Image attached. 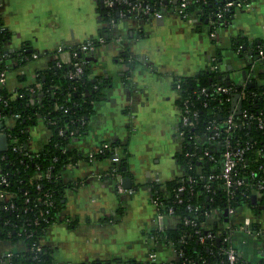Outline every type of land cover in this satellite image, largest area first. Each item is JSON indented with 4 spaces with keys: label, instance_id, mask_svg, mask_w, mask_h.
Listing matches in <instances>:
<instances>
[{
    "label": "crops",
    "instance_id": "obj_1",
    "mask_svg": "<svg viewBox=\"0 0 264 264\" xmlns=\"http://www.w3.org/2000/svg\"><path fill=\"white\" fill-rule=\"evenodd\" d=\"M258 1L252 0L248 8H235L230 23L218 26L210 18L201 24L195 15L182 19L175 10L177 0H165L157 10L159 17H121L109 39L99 44V30L108 27L101 16V0H0V32L8 37L0 47L3 87L12 97L17 89L41 87L37 75L52 64L48 54L57 46L97 42L83 60L89 78L104 82V89L86 131L72 138L68 149L85 156L102 142H117L119 159L123 148L127 151L124 168L131 193H118L114 178L96 177L113 165L108 157L81 160L61 170L64 181L77 184L64 189L61 220L50 225L42 240L55 262L122 264L114 262L118 259L173 264L172 246L157 241L153 233L175 226L177 217L159 213L150 184L164 183L182 172L176 157L180 111L174 77L207 69L220 49L219 70L234 82L253 83L250 72L259 76L264 65L254 63L247 69L252 54L246 51L237 56L230 49V37L240 34L249 42L264 41V11ZM20 52L39 57L21 63ZM125 57L135 63H127ZM13 123L11 118L5 120L6 126ZM26 129L29 151H40L50 135L44 122L38 119ZM259 208L254 215L243 205L231 217L232 224L250 217L263 233L259 237L233 229V244L246 264H264V209ZM65 218L73 223L69 226ZM25 249L22 240H0V264H8V257ZM150 252L156 253L155 262L148 259Z\"/></svg>",
    "mask_w": 264,
    "mask_h": 264
},
{
    "label": "trees",
    "instance_id": "obj_2",
    "mask_svg": "<svg viewBox=\"0 0 264 264\" xmlns=\"http://www.w3.org/2000/svg\"><path fill=\"white\" fill-rule=\"evenodd\" d=\"M148 1L152 11L158 10L161 6L158 0ZM223 1L191 0L186 11L190 16L195 15L201 24L208 17V19L217 21L215 25L225 26L230 23L233 11L226 12L217 20L215 13ZM120 10L124 11L125 8L121 5L116 9L106 8L102 4L100 11L102 19L108 22L110 18H114L117 21L121 18ZM129 15L130 13H127L125 16ZM109 33L110 30L107 26L99 30V35L104 40L109 39ZM5 34L6 32H0V47L8 38ZM97 44L95 42V46ZM263 44L264 41L261 40L260 43L258 40L249 42L240 34L230 37V49L237 52V56H243L246 51L252 52L247 69L250 68L251 61L264 65V56H258V51L264 50ZM246 47H250L251 50H247ZM219 50L207 69L200 70L193 75L174 77V88L177 89L178 86V105L181 107V99L187 98L191 107L199 113L196 125L193 128L185 129L186 140L194 132L201 133V135L207 134L205 130L207 120L215 118L219 123H222L231 108V100L228 95L213 93L211 89L215 84L233 83L228 75H225L226 72H222L218 68L221 63ZM29 55V53L22 52L17 54L19 62L24 63L29 59ZM124 60L129 64L135 63L129 57H125ZM1 70H5L2 61L0 62ZM69 70H71L70 66L55 67L51 64L48 69L37 75V80L41 84L40 89L30 91L29 88L33 86L20 88L17 89V94L14 97L0 86V111L3 121L13 114L18 115L13 121L14 123L11 126L4 125L3 130L9 139H15L13 145L19 147L18 150L9 148L4 153V158L0 160L1 171L5 174L8 182L6 188L15 193L12 208L0 204V240H22L26 246L24 251L13 253L8 257V264H60L53 260L49 247L44 245L39 252H35L34 248L38 241L46 235L50 225L61 220L59 216L63 206L61 201L64 198V189L76 186L74 182L63 180L61 170L69 163L86 159V156L75 149L66 150L67 144L72 138L80 136L86 131L87 123L95 113V102L100 99L104 89V82L89 78L86 66L79 78H70ZM258 79L259 81L252 79L254 85L251 88L245 85L246 99L242 104L248 114L260 115L264 120V73L259 74ZM235 86L238 91L242 90L240 85L235 84ZM202 87H206L208 93L206 96L200 93ZM204 101L207 103L205 107L202 106ZM55 106L58 107L55 108ZM218 109L220 110L219 114L211 115L213 110ZM38 119L44 122L50 135L43 148L33 153L27 147L26 128L37 123ZM239 119V125L231 130L230 138L232 141L239 140L240 144H249V148L244 154V160L237 165V172L239 177L250 176V179H248V185H240L233 189L232 198H228L223 191L222 180L219 178L207 182V175L217 171L213 163L203 162L201 164V168H199L201 176L194 173V170L198 168L196 162H192V170H187V160L189 162V159L184 156V152L188 148H184L182 154L177 152L176 157L185 169L184 177L188 174L193 176L192 182H185L184 189L180 192L177 191V187L182 184L179 182L180 176L164 183L152 181L150 184L152 201L156 199L160 202L159 213L168 214V210L171 208L173 215L177 217L175 226L154 232L153 236L157 241L165 242L174 249L181 250L183 257L193 260L195 264H220L223 261L222 244L217 241V238L206 240L204 243L199 242L198 233L195 232L196 228L185 224V219H193L199 226L201 224L200 233L203 234L205 228L202 227V223L211 224L212 232H215L221 224H232L231 217L223 215L228 207L237 209L248 205L254 215L260 212L259 207L264 209L263 191L257 197L259 201L256 203L251 201L252 191L257 189L264 179V174L260 169V165H264V125L258 127L255 119L249 124H241L242 115L239 116ZM220 133V139H223L226 136L224 130L222 129ZM192 141L193 139L189 140L190 143ZM110 143L112 146H117V142ZM218 153L219 149L215 152L216 157ZM105 155L107 153L101 157H106ZM126 158L127 151L123 148L117 165V172L122 177L128 174L124 168ZM252 172L253 177L250 175ZM38 174L41 176L38 177ZM206 183H209V190L203 188ZM212 209H217L220 212V217L217 221L209 222L206 214ZM68 223L70 226L73 222L69 221ZM252 228L258 230V223L253 222ZM181 261L182 258L175 260L173 264H180ZM114 262L142 264L135 260L115 259ZM78 264L96 263L93 261ZM241 264L246 263L241 262Z\"/></svg>",
    "mask_w": 264,
    "mask_h": 264
},
{
    "label": "built area",
    "instance_id": "obj_3",
    "mask_svg": "<svg viewBox=\"0 0 264 264\" xmlns=\"http://www.w3.org/2000/svg\"><path fill=\"white\" fill-rule=\"evenodd\" d=\"M191 0H177L175 10L177 14L185 20H190V15L187 13L186 8L187 5L190 3ZM252 0H224L222 5L217 9L215 16L216 19H220L226 12L233 11L235 8H248L250 6ZM102 4L106 8H114L116 9L117 6H122L125 8V10L119 11L120 17H125L127 13L130 14H136L139 17L146 16L150 14H154L156 17H159L160 14L157 10L152 11V7L148 0H101ZM159 4L162 6L165 3V0H158ZM127 12V13H126ZM216 21V20H213ZM116 20L114 18H110L108 20V28L111 30L113 26L115 25ZM97 42L103 43L104 39L102 36H99L97 39ZM95 42L94 41H87L85 43L77 44V45H59L57 48L50 54H48L52 59V64L55 67H62V66H70L71 70L68 72V76L70 78H79L82 74L83 68H84V60L83 56L87 55L89 52L93 51L95 49ZM235 54H238L235 52ZM258 56L262 57L264 56V50L258 51ZM39 55L37 53H31L28 58L37 59ZM255 62V61H254ZM254 62L251 61L250 68L253 67ZM264 71V70H263ZM250 75L255 79L258 80V75L254 72H250ZM261 81V80H260ZM5 83V70L0 71V86L3 87ZM242 82H234L228 85H222V84H215L211 89L213 93H219V94H225L228 95V98L233 100V94L238 93L239 97L238 100L241 101V107H240V113L236 114V105L237 101L234 105V107L230 108L229 112L226 114L225 119L222 121V123H219L215 118H209L205 124V130L207 134L201 135V133L194 132L192 135L188 137L186 140L185 138V129L186 128H193L196 123L199 120V113L196 109H193L191 107V104L189 103V100L187 98L181 99V107L179 106V121L177 124V136H178V144H179V151L182 154L184 151V148H188L184 152V156L189 159V162L187 160V170H192L193 165L192 162H196L198 165L197 170H194L195 175H200L201 172L199 168H201V164L203 162H211L213 163V166L217 169L216 172L209 173L207 175V182L214 178H219L222 180V187L223 191L226 193L228 198L233 197V189L240 185H248V179H250V176L246 177H239L237 172V165L239 162L244 160V154L245 151L249 148V144H240L239 140H231L230 138V132L231 130H234L238 125L240 119L239 116L242 115L243 120H241V124H249L253 119L256 120V124L258 127H262L264 125L263 118L258 115L254 116L252 113L248 114L246 112V109L243 108V100L246 99V93H245V83L241 84ZM235 84L240 85L242 87V90L238 91ZM34 89H40V86L37 85L34 87L29 88L30 91H33ZM178 89V86H177ZM200 93L203 95H207L206 87H202L200 89ZM4 102V101H3ZM5 104V103H4ZM207 103L204 101L202 102V106L205 107ZM58 106H55L57 108ZM219 110V109H218ZM213 110L211 112V115L219 114L220 110ZM18 117L17 114H13L12 116L8 117L11 118L13 121L15 118ZM7 119V118H6ZM5 119V120H6ZM5 120L3 121V115L0 111V133H5L3 130V127L5 124ZM224 130L226 136L223 137V139H220L221 130ZM6 134V133H5ZM61 134V131H60ZM7 136V134H6ZM190 139H193L192 143L189 142ZM15 139L10 138L7 136V144L8 149L12 148V150H18L19 147L16 145H13ZM200 140H202L200 142ZM7 149V150H8ZM68 149V144L67 148ZM117 146H112L110 142H102L97 150L94 153H90L86 156L87 161L95 160L98 157L104 156L110 158V160L113 162V165L110 166L109 170L105 173H97V178H114L116 180V191L118 193H131L129 189H126L122 185V176L117 172V165L119 163V157L117 154ZM219 149V153L217 157L215 156V152H217ZM0 152V160L4 158V153ZM81 161V159L75 161L74 163H69L68 165L75 166L78 164V162ZM65 166V167H66ZM260 169L262 170L264 174V165H260ZM185 169L182 166V172L178 175L180 176L179 182L182 183L177 187V191H182L184 189V183L185 182H192L193 176L191 174H188L184 177ZM251 177H253V172L250 174ZM41 175L38 174V177ZM182 176V177H181ZM157 181V180H156ZM158 182V181H157ZM77 184V182L75 183ZM0 204H4L6 207L12 208L13 207V198L15 197V193L8 190L6 186L8 185L7 178L5 174L1 171L0 166ZM203 188L206 190H209V183H206L203 185ZM264 192V179L263 183H260L257 187V189H254L251 193V196L254 194L256 197H259ZM28 201V199H26ZM159 210V204L158 200L152 201ZM236 208L235 207H228L226 210V213L228 216L232 217L234 214ZM168 214L173 215L172 209L169 208ZM207 219L210 221H217L220 217V212L217 209L209 210L206 214ZM207 220V221H208ZM70 220L68 218H65V222H69ZM185 224H190L191 226L195 227V232L198 233V241L201 243H204L206 240H212L215 238H219V242L222 244L221 246V252L223 256V261L220 262V264H241V256L237 248L233 244L232 240V232L233 229L237 228L239 230H242L248 234H254L256 236H262V230L260 228L258 230H254L252 228V220L250 217H244L241 221V223L234 225V224H221L218 226L217 230L215 232L211 231V224L206 225V223H202V227L205 228V231L203 234L200 233V226L194 221L191 220H184ZM204 224V225H203ZM234 225V226H232ZM43 239H40L38 243L36 244L34 251L39 252L41 251L42 247L44 246ZM173 248V247H172ZM174 254L176 255V259L178 260L182 258V261L180 264H195L193 260L186 259L183 257V253L181 250H176L173 248ZM148 259L151 262H155L156 260V253L150 252L148 255Z\"/></svg>",
    "mask_w": 264,
    "mask_h": 264
},
{
    "label": "water",
    "instance_id": "obj_4",
    "mask_svg": "<svg viewBox=\"0 0 264 264\" xmlns=\"http://www.w3.org/2000/svg\"><path fill=\"white\" fill-rule=\"evenodd\" d=\"M101 7H102V5H101ZM204 22L205 23L208 22V17L204 20ZM258 43H260V41H258ZM263 46H264V44H263ZM248 54L251 55L252 52L249 51ZM249 61H250V59H249ZM84 68H85V66H84ZM245 77H246L245 76V70H242V78L245 79ZM253 85H254L253 83H250L247 86L248 87H252ZM238 97H239V94L238 93L233 94V100H232V104H231V106L233 108L234 105H235V103H236V101H237V105L235 107L236 114H239L240 113V107H241V101L238 100ZM7 149H8L7 136H6L5 133H0V152H5V151H7ZM130 181L131 180H130L129 177L124 176L122 178V185H123V187L126 188V189L130 188L131 187V184H130L131 182ZM251 198H252V203H255V196L252 195ZM223 215L226 217V215H227L226 214V211H224ZM217 241L219 242V238L217 239ZM96 264H105V263H101L100 261H97Z\"/></svg>",
    "mask_w": 264,
    "mask_h": 264
},
{
    "label": "rangeland",
    "instance_id": "obj_5",
    "mask_svg": "<svg viewBox=\"0 0 264 264\" xmlns=\"http://www.w3.org/2000/svg\"><path fill=\"white\" fill-rule=\"evenodd\" d=\"M258 3L261 4V8L264 11V0H259Z\"/></svg>",
    "mask_w": 264,
    "mask_h": 264
}]
</instances>
